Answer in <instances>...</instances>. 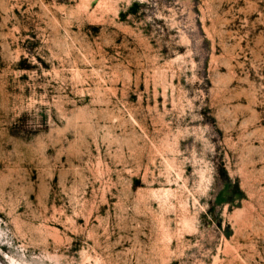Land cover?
I'll list each match as a JSON object with an SVG mask.
<instances>
[{
	"label": "rangeland",
	"instance_id": "rangeland-1",
	"mask_svg": "<svg viewBox=\"0 0 264 264\" xmlns=\"http://www.w3.org/2000/svg\"><path fill=\"white\" fill-rule=\"evenodd\" d=\"M0 264H264V0H0Z\"/></svg>",
	"mask_w": 264,
	"mask_h": 264
}]
</instances>
